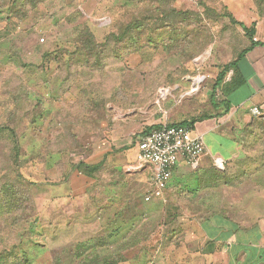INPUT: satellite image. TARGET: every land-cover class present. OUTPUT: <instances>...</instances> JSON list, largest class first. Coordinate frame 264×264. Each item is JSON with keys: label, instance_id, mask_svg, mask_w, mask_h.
Returning a JSON list of instances; mask_svg holds the SVG:
<instances>
[{"label": "rangeland", "instance_id": "374dc122", "mask_svg": "<svg viewBox=\"0 0 264 264\" xmlns=\"http://www.w3.org/2000/svg\"><path fill=\"white\" fill-rule=\"evenodd\" d=\"M23 1L0 0V251L13 252L10 264H77L85 243L124 253L123 264H264V119L245 127L246 157L215 165L217 181L173 197L172 209L168 196L145 199L149 164L130 175L149 127L215 110L233 71L214 92L218 75L250 43L234 20L252 26L264 0ZM111 134L101 174L111 172H80ZM215 212L239 221L236 256L198 252Z\"/></svg>", "mask_w": 264, "mask_h": 264}, {"label": "crops", "instance_id": "0c3cea01", "mask_svg": "<svg viewBox=\"0 0 264 264\" xmlns=\"http://www.w3.org/2000/svg\"><path fill=\"white\" fill-rule=\"evenodd\" d=\"M252 21L254 22V38H256L257 44L248 49L240 59L237 65V72L233 74L234 77L231 76L228 78L227 84L224 86L223 92L219 97V105L211 114L201 117H191V119L188 117L182 119L192 121V119L195 118L194 121H192L194 123L193 129L196 131L195 133L204 136L206 150L203 154L206 157L204 156L203 160L199 161L195 168L188 169V167L180 163L173 169L172 177L169 180L167 190L164 194L165 197L168 196L171 198L167 201L169 204L174 203L176 206H179L173 197H177L181 193L191 195L193 192H198L202 189L205 190V188L210 185L207 181L215 165L246 157L244 144L245 127L255 122L258 118L264 119V16L254 17ZM221 101H225L226 103L221 104ZM254 108H257L260 114L255 115ZM114 134L107 135L105 138L106 144L104 146L99 142H95V145L91 147L92 155L96 159L93 161V164L102 163L103 167L105 165L107 167L112 166V163L107 161L111 160L113 157V153L110 152V149L116 144V135L114 136ZM207 135H212L209 140L206 138ZM119 146L121 145L116 146V148ZM125 161L129 162L127 159ZM143 165L144 164L139 161L138 163L131 164L130 167L133 171H130L131 174H129L134 175L135 178L142 176L143 172L141 166ZM123 166L124 165L118 164L115 165V168L118 170L123 169L125 173L124 176H129L127 174L128 170H125ZM148 166L151 169V178L152 167L150 165ZM105 170L106 174H109L112 169L108 170L106 168ZM101 171L99 170L97 175L93 178L100 177V175H102ZM106 174L102 176L105 177ZM195 203L199 204L201 207L205 206L204 203L201 202ZM188 206L191 208L193 205L190 203ZM188 216V222L191 224L201 223L200 219H198L195 214ZM220 217L216 220L215 218L212 219L213 217H206V220L204 222L202 221V224L205 226V224L217 223L216 221L220 220ZM221 218L225 220L227 224L239 223L237 219L232 217ZM204 226L202 225L200 229L204 228ZM211 227L212 231L206 235L209 241H207L205 245L199 243L197 248L198 252L204 253L206 252L205 248L208 249V247L211 249L216 248V250H211L204 254L212 255L211 253L222 249L231 252L235 247L233 242L230 243V240L233 241L234 232L230 236L225 237V231L221 227ZM204 235L205 234L200 230L199 239L201 240ZM195 236L197 237V235ZM236 246H238L239 249L241 247L238 244Z\"/></svg>", "mask_w": 264, "mask_h": 264}, {"label": "built area", "instance_id": "2783aa9c", "mask_svg": "<svg viewBox=\"0 0 264 264\" xmlns=\"http://www.w3.org/2000/svg\"><path fill=\"white\" fill-rule=\"evenodd\" d=\"M254 114L258 115L260 111L254 108ZM137 146L138 161L152 167L151 189L146 200L153 196L163 197L173 169L182 161L197 164L206 150L204 136L195 133L193 127L168 125L167 122L145 134Z\"/></svg>", "mask_w": 264, "mask_h": 264}, {"label": "trees", "instance_id": "16d2710c", "mask_svg": "<svg viewBox=\"0 0 264 264\" xmlns=\"http://www.w3.org/2000/svg\"><path fill=\"white\" fill-rule=\"evenodd\" d=\"M20 1H23V0H14L15 3L16 2H20ZM38 1L39 0H33V2H36V3ZM25 3H26V0H25ZM36 3H34V4H36ZM262 16H264V15H262ZM234 22L240 24V26L243 28V30L245 31V33L248 35V37L250 39V43L239 53L238 57L235 60H233V61H231V62H229V63H227V64L224 65L222 71L218 75L217 83L215 84V86L213 88L214 92H215L217 86L219 84H221V83L224 82L225 76L230 71H233V74H235L237 72V65H238V62L240 61V59L244 56V54L248 51V49H250L253 45L257 44V41L254 39V34H255L254 24L252 26H248L247 24L242 23V22H238L236 20H234ZM82 26H83V24H82ZM86 31H87V29H85L84 33H86ZM2 36L3 35L0 33V38ZM232 81H233V78H232ZM229 83H231V82H229ZM226 84H227V82L225 81V85ZM212 100L214 101L213 102V104H214L213 106L216 108L219 105V103H218L217 100L213 99V97H212ZM225 103H226L225 101H221V104H225ZM14 112H15V110H14ZM194 119H192V121H194ZM192 121H190V120H183V121L176 122V123H172V122H168L167 121V124L168 125H184V126H191V127H193V124L194 123ZM161 125H162V123H158V124H156L154 126L149 127L146 131H144L142 133V137L145 134H147L150 131H152L153 129L159 128ZM5 128H7V127H5ZM18 145H19V142L18 141H15V145L14 146H18ZM243 157H244V155H243ZM78 166H79V168L85 167L86 168L85 170H83V171L79 170V171L82 172V173H85L87 176H92V177H94L95 175H97V170H100L101 171L102 170L101 168H103L102 163L87 164V163H85L83 161L79 162ZM221 174L222 173H221V171L218 170V168L213 167L212 168V174L209 176V180L207 182L209 183L210 179H213L214 180V183H215L217 181L216 179L219 176H221ZM150 189H151V187L148 186L147 194L149 193ZM209 204L210 203L207 202L205 206L207 207V206H209ZM166 207L167 208H170L171 207V209H172L173 207H176V205L174 203H172L171 205H166ZM213 216H217V217H215V220L220 217V216H218L217 212L213 213ZM216 222L217 223H215V226H216V224H217V226H220V227H227V225H230L229 227H227L228 228L227 230H224L225 231V233H224V236L225 237L230 236L233 233V231L235 230V228H238V226H239L237 223H232V224L228 223L227 224V223H225L226 221L223 220L221 217H220V220H217ZM215 226L213 225V227H215ZM104 242L105 243H104L103 247H106V242H107V244H109V242L107 240H104ZM237 249H239L238 246H235L234 247V250H233V253H232L233 255L235 253V256L237 254ZM104 252L105 251H103V252L100 251V249H98L95 245H94V247H89L88 246V243H85V248L83 250H80L78 252V254L75 255L76 257L79 258V261H78L77 264H123L124 262L127 261V257H126V255H124V253L119 252V255L118 256H120V259L116 260V259L113 258V256H110L111 254H105ZM238 256H239V254H238ZM238 256H237V258H238ZM12 257H13V252L6 251V250L0 251V264H10V262L12 260ZM234 259L236 260V258L231 257V260H230L231 264L236 263L234 261ZM28 263H29V259L24 258V260L21 261L18 264H28ZM12 264H14V262ZM242 264H246V262H242Z\"/></svg>", "mask_w": 264, "mask_h": 264}]
</instances>
